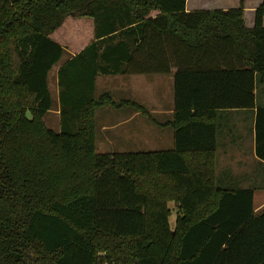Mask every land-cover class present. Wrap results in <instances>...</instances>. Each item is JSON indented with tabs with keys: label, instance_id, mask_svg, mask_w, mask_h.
<instances>
[{
	"label": "trees",
	"instance_id": "1",
	"mask_svg": "<svg viewBox=\"0 0 264 264\" xmlns=\"http://www.w3.org/2000/svg\"><path fill=\"white\" fill-rule=\"evenodd\" d=\"M244 3L0 0V264H264L256 188L217 182L224 110L257 108L264 161V0L251 27ZM76 18L92 39L71 53L56 35ZM57 64L59 130L45 122ZM173 68L174 146L99 151L98 108L152 115L98 76Z\"/></svg>",
	"mask_w": 264,
	"mask_h": 264
},
{
	"label": "rangeland",
	"instance_id": "2",
	"mask_svg": "<svg viewBox=\"0 0 264 264\" xmlns=\"http://www.w3.org/2000/svg\"><path fill=\"white\" fill-rule=\"evenodd\" d=\"M211 2L212 0H207ZM219 1L220 4H230L231 7L240 4L241 0H214ZM201 3L205 0H192V3ZM244 5L246 7L247 13L246 17L248 19L252 18V13L249 12L251 9L250 5L254 6L257 4L256 0H244ZM88 22L85 19H69L68 26L59 30L56 37L64 41L67 45L68 50L71 53L77 50H71V45H84L92 36H90L86 41L83 40V35L88 27ZM74 31V35H70ZM69 34V35H67ZM85 41V42H83ZM80 47V46H79ZM73 49V48H72ZM68 52L65 55L67 58L70 55ZM64 58V59H65ZM63 59V60H64ZM62 60V61H63ZM61 61V62H62ZM59 64L55 65L49 74V84L51 92L54 99L53 108L46 114L45 122L48 126L53 129H60V113L58 104V81H57V70ZM151 74L143 75L141 73L132 74L127 80V74H117L100 77L98 82L99 92L110 91L113 92L117 100L134 98L141 102H147V107L152 108L154 105L157 106L159 98L162 94L166 95V101L174 105V87L172 86V78L168 74ZM264 95V86H259V97ZM148 96V98H147ZM132 106L122 105V106H102L97 111V135L96 142L97 148L101 152H115V151H151V150H162L170 149L173 147V129L170 125H160L155 124L153 121L148 119L145 114H138L133 118V120H128L127 123L119 124L118 126L112 127L113 123L127 119L130 112L133 111ZM155 118L157 120L170 119L167 115L164 116L158 114L157 111L154 112ZM172 118V115L170 116ZM224 119H222V122ZM221 122V121H220ZM164 128V129H160ZM261 170L262 168L259 167ZM263 182V180H261ZM262 187L258 192V199L264 196V184H260ZM176 220V213L171 216V222L174 223Z\"/></svg>",
	"mask_w": 264,
	"mask_h": 264
},
{
	"label": "crops",
	"instance_id": "3",
	"mask_svg": "<svg viewBox=\"0 0 264 264\" xmlns=\"http://www.w3.org/2000/svg\"><path fill=\"white\" fill-rule=\"evenodd\" d=\"M262 1L263 0H256L257 4H255L254 6L250 5L252 9L249 11L252 13L251 19H248L246 17L247 10L245 7L244 17L247 26L251 27L255 24V11L256 8L262 3ZM216 8L228 9L231 8V5L225 4V2L224 4H220L219 1H214V0H212L211 2L205 0V2H202V4L201 3L199 4L198 2L192 3V0H187V10L216 9ZM175 70L176 68H173V72L152 73V75L153 74L170 75L173 83L172 86L174 87ZM141 74L144 75L145 73H141ZM131 75L132 74H127V80L130 78ZM147 75H151V74H147ZM101 76L103 75H99L97 78V90L99 86L98 82L100 81ZM106 76H111V75H106ZM115 99L117 100L116 97ZM130 99L136 100L134 98H130ZM258 99L259 102H262V104L264 105V95L261 98L258 96ZM136 101L141 103L151 113L152 116L150 117L141 110L133 108V111L130 112L127 119L113 123L110 126L115 127L118 126L120 123L121 124L127 123L128 120H133L135 116L142 113L145 114L148 117V119L153 121L155 124L160 125V127L163 125H170L172 127L173 146H174V127L170 124V121L173 119V115H174V105L169 106L170 104L166 101V95L162 94L161 98H159L157 102V106L155 107L153 105L152 108L147 107V105L152 104V102L148 103L147 100L146 102H141L139 100ZM155 111H157L158 114L162 115L163 118L165 115H167L170 119H167V121L157 120L154 115ZM171 115L172 118L170 117ZM257 116H258L257 108H253V109L239 108V109L224 110L220 112L216 161H217L218 184L225 187H235V188L255 187L256 188L255 210L261 211L264 210V196L258 199V192L260 191L259 189L263 187V185L262 187H260L261 186L260 184H264V161L261 160L256 154ZM222 119H224L223 122ZM96 120H97V113H96ZM160 129H164V128H160ZM259 167H261L262 170ZM261 180H263V182Z\"/></svg>",
	"mask_w": 264,
	"mask_h": 264
}]
</instances>
